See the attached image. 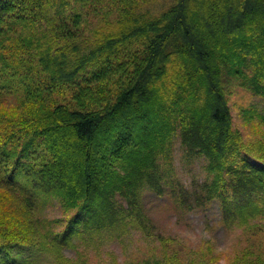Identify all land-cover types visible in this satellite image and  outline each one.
<instances>
[{
	"label": "trees",
	"instance_id": "obj_1",
	"mask_svg": "<svg viewBox=\"0 0 264 264\" xmlns=\"http://www.w3.org/2000/svg\"><path fill=\"white\" fill-rule=\"evenodd\" d=\"M118 1L113 21L91 28V0H0V264H33L23 251L34 249L63 264L73 238L122 236L131 215L141 225L140 188L162 195L158 160L176 136L224 184L192 199L178 189L181 206L215 192L226 227L264 219V162L230 161L227 100L264 76V0H174L153 18ZM243 109L264 124V109ZM48 199L64 218L42 216Z\"/></svg>",
	"mask_w": 264,
	"mask_h": 264
},
{
	"label": "rangeland",
	"instance_id": "obj_2",
	"mask_svg": "<svg viewBox=\"0 0 264 264\" xmlns=\"http://www.w3.org/2000/svg\"><path fill=\"white\" fill-rule=\"evenodd\" d=\"M173 1L125 0L132 6V15L139 13L144 18L156 17V13ZM117 4L118 0H91L87 7L90 14L82 8L93 21L91 28L104 19L113 21L116 9L110 11V7ZM95 8L96 10H93ZM190 11L191 20L201 22L206 15L201 11ZM224 17L222 21L228 18L226 15ZM193 42L197 46L198 41ZM210 48L218 62L220 53L212 46ZM222 76L226 79L224 74ZM257 84L264 85V76L258 78ZM257 84H250L249 90L245 85L234 86L227 94L232 116V132L236 134L233 143L236 148L229 159L243 161L245 158L250 164L260 166L264 162V124L255 119L246 121L249 118L246 115L248 111L243 109L248 108L249 112H263L264 97L256 90ZM209 163L210 158L206 154L189 153L181 144L180 137L176 136L171 142L168 158L158 160L164 171L160 180L162 195L156 197L154 189L148 184L140 188L139 201L143 223L140 225L137 221L132 224L134 216L131 215L126 218V222L130 223L122 236L102 230L85 232L82 238H73L74 246L62 250L60 260L63 264H188L189 260H193L195 264H257V261L264 260V226L260 225L264 219L260 220L262 223L252 220L254 225L248 222L226 227L221 217V201L215 192L212 199L205 200L203 205H197L193 209L181 206L177 200L175 193H178L180 188L192 195V199L195 192L206 195L202 187L204 183L218 181L219 187L224 186L223 177L218 179L216 171L210 172L206 169ZM120 203L125 205L123 200ZM41 207L40 213L47 221L52 222L53 219L66 216L53 200L48 199ZM71 213L72 211L67 215ZM63 225L64 223L55 229L60 230ZM258 226L261 228L258 229ZM253 229L257 230L252 232ZM35 251H23L25 255L31 254L33 264H59L57 261L55 263L51 255L45 256Z\"/></svg>",
	"mask_w": 264,
	"mask_h": 264
}]
</instances>
